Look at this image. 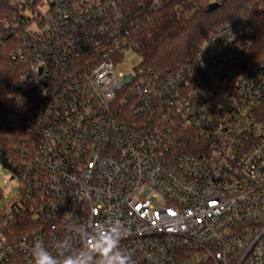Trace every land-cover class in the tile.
<instances>
[{
	"label": "built area",
	"instance_id": "built-area-1",
	"mask_svg": "<svg viewBox=\"0 0 264 264\" xmlns=\"http://www.w3.org/2000/svg\"><path fill=\"white\" fill-rule=\"evenodd\" d=\"M0 7L10 59L36 91L17 113L0 110L9 127L25 115L22 146L0 148L21 184L0 212V264H33L37 242L81 249L76 225L114 220L132 264H264V62L241 70V25L174 70L124 75L136 51L117 0Z\"/></svg>",
	"mask_w": 264,
	"mask_h": 264
},
{
	"label": "trees",
	"instance_id": "trees-1",
	"mask_svg": "<svg viewBox=\"0 0 264 264\" xmlns=\"http://www.w3.org/2000/svg\"><path fill=\"white\" fill-rule=\"evenodd\" d=\"M117 1L121 13L130 14V39L144 70L166 72L193 61L209 36L225 24L241 25L251 44L245 49L242 71L264 62V0ZM213 3L220 7L208 13ZM0 38V110L17 113L24 104L35 103L36 91L23 79L24 66L10 59L14 45L1 28ZM20 116L18 127L0 125V148L7 153L13 145L22 146L25 115ZM26 221L17 217L10 230L23 232Z\"/></svg>",
	"mask_w": 264,
	"mask_h": 264
},
{
	"label": "clouds",
	"instance_id": "clouds-1",
	"mask_svg": "<svg viewBox=\"0 0 264 264\" xmlns=\"http://www.w3.org/2000/svg\"><path fill=\"white\" fill-rule=\"evenodd\" d=\"M73 233L84 242L81 249H73L72 240L66 238L56 245L53 253L42 242H37L31 250L33 264H132L131 258L120 248V242L128 234V229L119 221L101 223L90 229L78 224Z\"/></svg>",
	"mask_w": 264,
	"mask_h": 264
},
{
	"label": "rangeland",
	"instance_id": "rangeland-1",
	"mask_svg": "<svg viewBox=\"0 0 264 264\" xmlns=\"http://www.w3.org/2000/svg\"><path fill=\"white\" fill-rule=\"evenodd\" d=\"M127 68H119L117 71L124 75H131L133 68L141 63V57L134 51L126 52ZM21 184L18 180H11L10 171L0 166V212L6 210L9 205L15 202L20 193Z\"/></svg>",
	"mask_w": 264,
	"mask_h": 264
},
{
	"label": "water",
	"instance_id": "water-1",
	"mask_svg": "<svg viewBox=\"0 0 264 264\" xmlns=\"http://www.w3.org/2000/svg\"><path fill=\"white\" fill-rule=\"evenodd\" d=\"M219 7H220L219 4H217V3H213V4H211V5L208 6V8H207V12H208V13L214 12V11H216L217 9H219Z\"/></svg>",
	"mask_w": 264,
	"mask_h": 264
}]
</instances>
